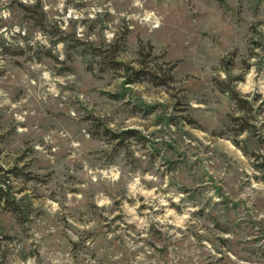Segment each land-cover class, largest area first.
I'll return each mask as SVG.
<instances>
[{
  "label": "rangeland",
  "instance_id": "rangeland-1",
  "mask_svg": "<svg viewBox=\"0 0 264 264\" xmlns=\"http://www.w3.org/2000/svg\"><path fill=\"white\" fill-rule=\"evenodd\" d=\"M263 164L264 0H0V264H264Z\"/></svg>",
  "mask_w": 264,
  "mask_h": 264
},
{
  "label": "trees",
  "instance_id": "trees-1",
  "mask_svg": "<svg viewBox=\"0 0 264 264\" xmlns=\"http://www.w3.org/2000/svg\"><path fill=\"white\" fill-rule=\"evenodd\" d=\"M23 9L27 12L31 11V8L29 6H22ZM41 19L39 21V25L41 26L42 29H45V24L44 23V14L41 13ZM121 51L120 47L115 49V54ZM49 57H52V53H48ZM140 56H143V52L140 51ZM151 55V53H150ZM105 59V57H104ZM107 64L115 70H120L126 74V80L125 84L126 85H135L137 83H140L142 81H148L150 83H153L156 86H164L168 87L171 83L174 82V77L172 75V68H169L166 70V74L162 75V72H158L152 68H149L146 62L140 61L138 66H132L130 64H125L121 61H117L115 57L111 58L109 61H107ZM221 90L228 94L230 99L233 100L241 110H248L251 111L252 104L244 99L241 98L240 95L230 86L227 87H220ZM245 129H241V132H243ZM262 172L264 173V164L261 167ZM13 173V171H12ZM4 187H0V200H2V196H5L4 193H6L3 189ZM6 190V189H5Z\"/></svg>",
  "mask_w": 264,
  "mask_h": 264
}]
</instances>
